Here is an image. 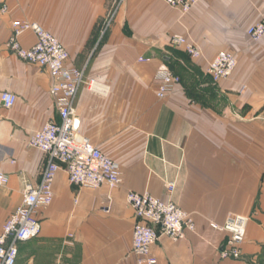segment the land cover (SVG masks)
Here are the masks:
<instances>
[{
    "label": "crops",
    "instance_id": "0c3cea01",
    "mask_svg": "<svg viewBox=\"0 0 264 264\" xmlns=\"http://www.w3.org/2000/svg\"><path fill=\"white\" fill-rule=\"evenodd\" d=\"M8 3L0 13V92L18 98L10 109L0 103V172L10 178L0 185V231L26 184L41 180L47 154L30 147V137L59 120L49 71L7 47L15 20L37 21L68 48L71 65L86 66L97 83L81 87L80 132L117 160L123 175L117 187L90 188L59 170L53 201L37 212L42 230L18 243L16 264H137L129 189L173 200L195 218L186 238L163 235L152 245L159 264H264V37L253 41L247 33L264 0H200L187 13L164 0H127L105 35L113 0ZM176 34L197 43L203 57L171 46ZM19 40L30 47L35 32ZM222 50L238 64L214 82L207 66ZM165 68L179 83L159 98L158 71ZM231 213L250 218L240 257L220 255L228 234L210 225Z\"/></svg>",
    "mask_w": 264,
    "mask_h": 264
},
{
    "label": "built area",
    "instance_id": "2783aa9c",
    "mask_svg": "<svg viewBox=\"0 0 264 264\" xmlns=\"http://www.w3.org/2000/svg\"><path fill=\"white\" fill-rule=\"evenodd\" d=\"M103 30L108 29L116 17V13L127 0H113ZM171 7L187 13L200 0H164ZM10 10L8 0H0V13ZM35 32L36 42L30 47L21 44L19 38L25 31ZM252 40L264 37V10L261 19L248 29ZM171 46L183 50L192 59L203 57L202 48L184 34H176L170 39ZM7 47L20 59L45 67L53 78L52 95L57 106L59 120L48 121L42 128L34 132L28 141L30 147L41 148L47 154L46 164L41 172V180L37 185L27 183L23 189L20 204L5 220L0 231V264H16L19 253L18 243L39 236L42 222L37 212L42 206L51 204L56 175L64 169L69 181L79 187L98 188L105 184L110 188L122 183L123 175L120 163L108 156L100 146L80 132L81 119L77 115V99L81 87L85 84L94 88L95 80H90L85 67H77L69 63L70 52L60 39L48 31L40 23L30 20H15L12 23V35ZM141 60H147L140 57ZM237 66V57L228 50L219 51L209 61L207 70L214 82L231 76ZM157 96L165 98L176 84L178 75L170 68L158 71ZM17 94L12 91L0 92V103L10 109L16 101ZM10 182L9 175L0 172V185ZM175 184L167 185L172 194ZM133 210L136 222L133 227L132 247L137 256V264H159L152 254V245L165 235L171 240L179 241L187 236L188 231H196L194 216L186 212L173 200H164L149 191L139 192L129 189L126 196ZM249 217L240 213H231L222 228L227 238L220 246L222 257H240ZM214 228L219 227L216 223Z\"/></svg>",
    "mask_w": 264,
    "mask_h": 264
},
{
    "label": "rangeland",
    "instance_id": "374dc122",
    "mask_svg": "<svg viewBox=\"0 0 264 264\" xmlns=\"http://www.w3.org/2000/svg\"><path fill=\"white\" fill-rule=\"evenodd\" d=\"M109 12V11H108ZM263 13V12H262ZM117 14V13H116ZM107 15H108V13H107ZM106 15V18L108 17ZM106 18H105V20H106ZM105 20H104V22H105ZM103 25H104V23H103ZM109 28H110V26H109ZM109 28L108 29H105V30H103V26H102V28H101V31H102V35H105L108 31H109ZM247 33H248V31H247ZM249 35V34H248ZM250 37V36H249ZM251 38V37H250ZM254 41V40H253ZM256 41V40H255ZM234 54V53H233ZM237 57V56H236ZM237 64H238V59H237ZM237 67V66H236ZM236 69V68H235ZM246 215V214H245ZM228 216H229V214H228ZM248 216V215H247ZM249 217V216H248ZM250 219V218H249ZM226 221V219L222 222V223H219V222H211L210 223V225H211V227L214 229V230H222V231H224V232H226L225 231V229H223L222 228V226H223V224H224V222ZM218 224L219 225V227H216V228H214L213 226H212V224ZM246 235H247V233H246ZM219 253H220V255H221V252H220V250H219Z\"/></svg>",
    "mask_w": 264,
    "mask_h": 264
}]
</instances>
